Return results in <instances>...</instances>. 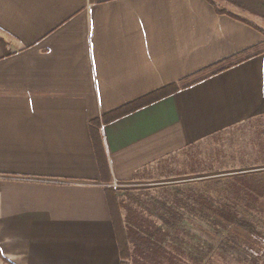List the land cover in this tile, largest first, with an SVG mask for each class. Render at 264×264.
Returning a JSON list of instances; mask_svg holds the SVG:
<instances>
[{
    "label": "crops",
    "instance_id": "1",
    "mask_svg": "<svg viewBox=\"0 0 264 264\" xmlns=\"http://www.w3.org/2000/svg\"><path fill=\"white\" fill-rule=\"evenodd\" d=\"M255 48L102 123L101 168L94 120ZM262 116L264 20L213 0H0V264H119L107 189Z\"/></svg>",
    "mask_w": 264,
    "mask_h": 264
},
{
    "label": "rangeland",
    "instance_id": "2",
    "mask_svg": "<svg viewBox=\"0 0 264 264\" xmlns=\"http://www.w3.org/2000/svg\"><path fill=\"white\" fill-rule=\"evenodd\" d=\"M213 1L264 20L229 0ZM252 121L154 162L131 183L111 186L130 230V264H264V177H239L252 169L264 174V116ZM200 204L228 219L201 211Z\"/></svg>",
    "mask_w": 264,
    "mask_h": 264
},
{
    "label": "trees",
    "instance_id": "3",
    "mask_svg": "<svg viewBox=\"0 0 264 264\" xmlns=\"http://www.w3.org/2000/svg\"><path fill=\"white\" fill-rule=\"evenodd\" d=\"M241 7H244L245 9H248L250 12L254 13V14H258L261 16H264V0H229ZM262 49L260 48H255V49H251L249 51H244L242 54L228 58L227 60H224L222 62H219L213 66H210L208 68H205L203 70H201L200 72H197L195 75L189 76L185 79H183L182 81H180L179 83H174L171 85H168L160 90H157L155 92H152L150 94H147L144 97H141L135 101H132L114 111H112L111 113H107L104 114L101 119H96L92 122V136H93V141L95 144V148L97 150V156H98V160H99V164L101 166V168L103 167L104 164V159H105V154L103 152V145H102V139H101V135L99 133L98 127L102 124V123H107L111 120H114L122 115H125L129 112H132L138 108H141L157 99H159L160 97H162L165 94H169L171 92H174L178 89H180L181 87H185L188 86L192 83H195L196 81L206 77V76H210L216 72H219L231 65H234L244 59L249 58L250 56L257 54L259 52H261ZM107 193H108V200H109V207H110V211H111V215L113 218V222L115 225V230H116V236H117V242L119 245V249H120V256H121V261L119 264H130V259L132 258V248H131V242H130V230L127 227V224H125V221L123 220L121 214H120V210H119V205L116 202V197H115V190L113 188H108L107 189ZM201 205V204H200ZM201 211L205 212L206 210L209 211L210 213H216L218 216L221 215L223 218H227L228 216H224L222 214L219 213V211H215L214 208H211L209 210L208 205H201ZM207 213V212H205ZM243 227L245 226L246 228H248V224L243 225L241 224ZM156 235L158 234V232H155ZM155 235V236H156ZM149 238V237H148ZM151 237L149 238V240L151 241Z\"/></svg>",
    "mask_w": 264,
    "mask_h": 264
}]
</instances>
